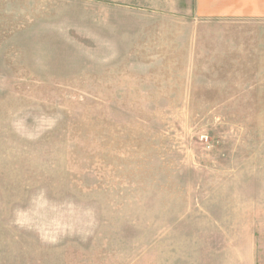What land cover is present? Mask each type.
I'll list each match as a JSON object with an SVG mask.
<instances>
[{"label": "rangeland", "instance_id": "rangeland-1", "mask_svg": "<svg viewBox=\"0 0 264 264\" xmlns=\"http://www.w3.org/2000/svg\"><path fill=\"white\" fill-rule=\"evenodd\" d=\"M0 264H264V0H0Z\"/></svg>", "mask_w": 264, "mask_h": 264}]
</instances>
